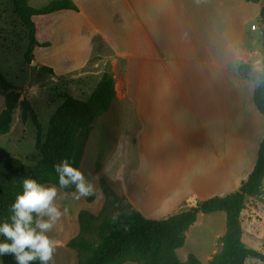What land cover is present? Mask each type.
<instances>
[{"label":"crops","instance_id":"crops-1","mask_svg":"<svg viewBox=\"0 0 264 264\" xmlns=\"http://www.w3.org/2000/svg\"><path fill=\"white\" fill-rule=\"evenodd\" d=\"M246 3L85 1L86 22L100 21L107 40L115 33L116 58L105 61L122 93L117 101L130 106L117 114L114 152H130L128 173H109L112 155L105 173L144 215L236 191L254 165L264 132L252 101L259 78L238 66L261 64L262 41L252 40L255 31L261 38L255 23L235 20Z\"/></svg>","mask_w":264,"mask_h":264},{"label":"rangeland","instance_id":"rangeland-1","mask_svg":"<svg viewBox=\"0 0 264 264\" xmlns=\"http://www.w3.org/2000/svg\"><path fill=\"white\" fill-rule=\"evenodd\" d=\"M49 1L51 0H29V4L39 8ZM77 1L80 6L77 5L78 10L74 13L70 10H61L33 18L35 39L39 45H36L26 57L28 32L14 13L10 0H0V73L19 92L9 122L0 127V158L14 157L24 163L38 162L40 154L35 149L36 128L31 120L30 110L40 126L41 141H44L48 124L66 97L71 96L85 102L103 73H109L113 81V98L107 109L100 112L90 124L78 165L86 176L93 178L95 192L77 201L71 195L75 189L64 191L57 186V203L61 206L63 214L49 233V236L58 242L50 264H78L79 258H87L88 254L78 253L76 249L66 245L80 231L78 219L80 211L85 210L94 216L99 214L116 216L128 207L136 209L122 193L117 178H109L105 173V164L111 155L113 158L109 163V173H115L116 176L126 175L130 167H125L126 161L130 159L129 151L114 153L116 126L119 123L117 114L130 108L127 102L117 101L122 93L110 70L111 65L105 61L109 57L116 58L115 33L112 40H107L101 32L100 21L88 19L89 22H86L84 13L87 8L86 0ZM101 2L106 3L108 0H97L98 4ZM248 3L250 4L246 3L245 6L238 5L235 20L242 22L245 17L246 22L255 23L261 29L256 20L261 0ZM254 39H260L261 45L262 39L258 31L253 33L252 40ZM246 64L248 63H241V66H238L240 74L247 76L251 72L255 81L260 79L263 73L261 64L258 67L255 63L254 68L248 64L249 69L243 67ZM24 101L30 108L25 119L22 115ZM4 109L5 96L0 89V114ZM191 206H183L173 214ZM173 214L142 215L151 220H163ZM241 227L245 246L262 254L259 258H247L244 264H264V178L261 183V194L246 201L241 213ZM87 230L88 235L85 236L88 238L91 236L96 243L97 238L91 227ZM225 230V212L198 213L195 221L184 232L182 246L175 249L179 261L185 264L188 255L192 254L202 264H208L212 255L221 250L222 243L219 238L224 235ZM121 264L135 262L125 260Z\"/></svg>","mask_w":264,"mask_h":264},{"label":"trees","instance_id":"trees-1","mask_svg":"<svg viewBox=\"0 0 264 264\" xmlns=\"http://www.w3.org/2000/svg\"><path fill=\"white\" fill-rule=\"evenodd\" d=\"M10 2L14 13L28 32L26 57L36 45H39L35 39L34 17L49 15L60 10H78L72 0H51L39 8L32 7L29 0H10ZM258 16L261 25L263 73L253 89L252 101L264 118V0ZM243 67L249 69L250 65L246 64ZM0 89L5 96V109L0 114L1 127L9 122L19 92L1 73ZM113 95L111 75L103 73L87 101L66 97L50 120L44 141H41L40 126L30 110L31 120L36 128L35 149L39 152L40 159L36 163H24L14 157L0 158V222H10L11 205L16 195L22 192L25 177L59 187L54 164L62 158H67L73 166L78 167L90 124L100 112L107 109ZM23 103L22 115L25 119L30 108L25 101ZM263 178L264 132L257 147L254 165L236 191L198 201L194 206L163 220L147 219L138 210L130 207L116 216L102 214L94 216L82 210L78 214L80 231L66 245L76 249L78 253L88 254L86 259L79 258L78 264H121L125 260L134 261L135 264H182L175 249L182 246L184 232L195 221L197 214L223 211L226 214V230L219 238L222 243L221 250L212 255L208 264H244L249 257H262L257 250L246 247L242 241L241 213L248 198L261 194ZM74 189V186H70L62 190ZM88 227H91L96 235V243L91 236L86 237ZM4 239L0 236V240ZM0 258L1 264H17L12 255H4ZM32 264H39V261ZM185 264L202 263L190 254Z\"/></svg>","mask_w":264,"mask_h":264},{"label":"clouds","instance_id":"clouds-1","mask_svg":"<svg viewBox=\"0 0 264 264\" xmlns=\"http://www.w3.org/2000/svg\"><path fill=\"white\" fill-rule=\"evenodd\" d=\"M53 167L60 190L75 187L71 193L74 200L94 194L93 178L69 159L62 158ZM57 198L56 185H45L29 177L23 179L22 192L11 205L10 222H0V236L5 238L0 240V257L12 255L17 264H50L58 242L49 233L63 214Z\"/></svg>","mask_w":264,"mask_h":264},{"label":"built area","instance_id":"built-area-1","mask_svg":"<svg viewBox=\"0 0 264 264\" xmlns=\"http://www.w3.org/2000/svg\"><path fill=\"white\" fill-rule=\"evenodd\" d=\"M255 27H256V26H255L254 23L250 24V28H251V29H255Z\"/></svg>","mask_w":264,"mask_h":264},{"label":"water","instance_id":"water-1","mask_svg":"<svg viewBox=\"0 0 264 264\" xmlns=\"http://www.w3.org/2000/svg\"><path fill=\"white\" fill-rule=\"evenodd\" d=\"M255 65L259 67L260 66V62L257 61Z\"/></svg>","mask_w":264,"mask_h":264}]
</instances>
